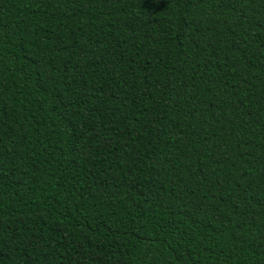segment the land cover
<instances>
[{
  "label": "trees",
  "instance_id": "obj_1",
  "mask_svg": "<svg viewBox=\"0 0 264 264\" xmlns=\"http://www.w3.org/2000/svg\"><path fill=\"white\" fill-rule=\"evenodd\" d=\"M0 264H264V0H0Z\"/></svg>",
  "mask_w": 264,
  "mask_h": 264
}]
</instances>
